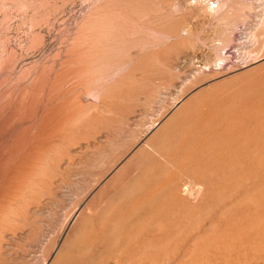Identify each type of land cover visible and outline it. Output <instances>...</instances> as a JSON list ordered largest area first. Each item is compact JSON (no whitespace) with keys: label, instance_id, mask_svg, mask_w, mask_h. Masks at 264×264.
I'll use <instances>...</instances> for the list:
<instances>
[{"label":"rangeland","instance_id":"rangeland-1","mask_svg":"<svg viewBox=\"0 0 264 264\" xmlns=\"http://www.w3.org/2000/svg\"><path fill=\"white\" fill-rule=\"evenodd\" d=\"M192 1L0 0V103L37 75L61 99L56 137L19 194L6 203L0 190V264H148L136 260L149 244L175 247L170 264H264V0L212 15ZM94 24L114 50L76 79ZM238 128L252 177L232 184L211 163ZM188 131L192 151L176 161L151 148L169 153Z\"/></svg>","mask_w":264,"mask_h":264},{"label":"bare ground","instance_id":"bare-ground-1","mask_svg":"<svg viewBox=\"0 0 264 264\" xmlns=\"http://www.w3.org/2000/svg\"><path fill=\"white\" fill-rule=\"evenodd\" d=\"M200 0H193V3H196ZM207 5L205 11L209 14L217 13L222 11L223 9L226 8L228 5V0H206ZM227 9V8H226ZM120 11V10H119ZM118 14V13H117ZM121 15V13H119ZM108 15V14H107ZM111 16V15H110ZM108 16V17H110ZM114 16V15H113ZM96 17V16H95ZM107 17V16H106ZM112 17V16H111ZM115 17V16H114ZM113 17V19H114ZM127 17V16H126ZM99 19V17H97ZM120 18V17H119ZM112 20V19H110ZM114 21V20H113ZM120 21V20H119ZM124 21V20H123ZM117 23V22H115ZM98 24V23H97ZM100 24V23H99ZM107 24V23H105ZM103 24L95 25L93 29L91 30V35L93 38V41L95 42L94 45L92 46L95 47L90 53L86 52H80L78 55L79 63H84L80 65V67L75 69V77L78 79L80 76L84 75L85 71L87 72V67L85 62H88V58L92 59L94 58L95 61H99L97 58H102V55L104 56L107 54L109 50H114L112 49L113 46L110 45L109 41L105 40L104 46L101 47L100 41L102 37H105L104 35L102 36L101 32L103 33L104 30H101L104 28L102 26ZM109 25V24H108ZM107 25V26H108ZM119 25V24H118ZM102 26V28H101ZM106 27V26H105ZM120 28V27H118ZM123 28V27H122ZM107 28L105 31L107 33ZM100 30V31H99ZM109 31V30H108ZM116 31V30H115ZM113 32V31H111ZM110 32V33H111ZM187 32L186 28L180 29L179 34H184ZM256 32V31H255ZM260 33V32H259ZM105 34V33H103ZM126 35V34H125ZM113 36V35H112ZM256 37V36H255ZM104 39V38H103ZM109 39V38H108ZM124 40V39H123ZM102 42V41H101ZM109 43V44H108ZM80 46V44L78 43ZM77 45V46H78ZM105 47V48H103ZM116 47V46H114ZM89 48V47H88ZM120 48V47H118ZM92 49V48H90ZM105 49V53H104ZM4 50V49H3ZM120 51V49H117ZM122 50V49H121ZM138 50V49H137ZM83 51V50H82ZM116 51V50H115ZM88 52V51H87ZM125 52V51H124ZM120 53V52H119ZM10 54V53H9ZM12 54V53H11ZM101 55V56H100ZM109 55V54H107ZM128 55V54H125ZM4 56V55H3ZM112 56V55H110ZM135 56V55H134ZM9 57V56H8ZM12 57V56H11ZM106 56H104L105 58ZM100 58V60H101ZM5 59V57H3ZM77 59V60H78ZM89 59V60H90ZM2 61V60H0ZM94 61V63H95ZM2 63V62H1ZM99 63V62H96ZM104 64V63H103ZM107 64V63H106ZM77 65V64H76ZM79 65V64H78ZM77 65V66H78ZM91 65V63H90ZM101 65V64H100ZM1 66V65H0ZM93 66V65H91ZM103 66V65H102ZM4 68V67H3ZM100 68V67H99ZM91 69V68H90ZM125 69V68H124ZM82 71V75H79ZM113 72V71H112ZM90 73V72H89ZM88 73V74H89ZM102 75V74H101ZM45 77H43L44 79ZM32 83L26 88H21L20 93L11 95L12 98L8 99H3V103H0V133H3L5 130H7V127L11 124L14 123L13 127L17 128V134L15 138L12 139L10 144L4 147H0V190L4 194V197L6 198V203H10L16 195L19 194V190H21L24 186V183L28 180L30 175L32 174L33 168H36L37 165L39 164L41 160V154L42 151L47 148V144L51 142L55 137L59 129V125L61 122V115H60V102L61 99H59L58 91H57V84L56 80H53L48 87L45 86L44 81H42L41 76L37 75V77H34L32 79ZM47 90L45 91V89ZM6 91V90H5ZM7 92V91H6ZM60 92V91H59ZM61 94V93H60ZM99 94V93H98ZM61 98V96H60ZM62 103V102H61ZM213 115V114H212ZM186 116V115H185ZM24 119H29L30 124L28 125H23V120ZM194 119V118H193ZM208 119V118H206ZM263 119V117H262ZM261 119V120H262ZM207 121V120H206ZM231 121V120H230ZM208 124V123H206ZM263 124V123H262ZM180 125V124H179ZM214 125V124H213ZM224 127V126H223ZM207 128V127H206ZM215 128V127H214ZM227 129V128H226ZM264 129V128H263ZM262 130V129H261ZM193 132L194 130L191 129ZM206 131V130H205ZM208 132V130H207ZM246 133V132H245ZM190 135L189 131L186 133H183L181 138H178L174 140L173 145L171 146V151H168L167 153L162 147H152L153 150H156L160 156H162L165 161H168V159L172 158L175 161L178 159V156L180 157L179 153L185 152L186 150L192 151L191 149H187L186 141L187 137ZM227 135L228 137H234V142L237 143V148L231 147L232 143H226L223 144V146H220L217 149V153L214 154L213 161H212V166L222 174L221 179L222 181H226L227 183H234L238 184L241 181H244L245 179H250L252 175L248 173V171H245L243 168V158L245 157V154H248L247 149L248 145H246V141H248L247 136L246 138H242V130L238 128L236 131H232ZM194 137V136H193ZM240 137V138H239ZM172 139V138H171ZM170 138L168 140H165V143L167 141L171 140ZM180 139V140H179ZM223 140V139H221ZM163 141V140H162ZM162 144V143H161ZM152 145V144H151ZM221 145V144H220ZM254 147V146H253ZM150 149V148H149ZM236 149V150H235ZM239 149V151H238ZM242 149V150H241ZM246 150V151H245ZM255 151V150H254ZM261 150H259L260 152ZM149 152V151H148ZM258 152V151H257ZM258 152V154H259ZM192 153V152H191ZM170 154V157L168 156ZM186 154V153H185ZM257 154V155H258ZM264 155V153H263ZM256 156V155H255ZM220 157H223L222 160H220ZM263 157V156H262ZM261 156H259V161L258 165L260 166V170H258L259 176H261L262 173V166L264 165L263 159ZM246 158V157H245ZM213 168V169H214ZM193 170V169H192ZM244 170V171H243ZM211 172V170H210ZM197 173V172H195ZM201 173V172H198ZM213 173V172H212ZM256 173V174H255ZM195 175V174H194ZM199 175V174H198ZM254 175L258 177L257 170L255 169ZM204 176V175H203ZM251 176V177H250ZM219 178V177H217ZM243 178H245L243 180ZM220 179V178H219ZM52 181V180H50ZM245 183V182H243ZM198 185V184H197ZM242 185V184H241ZM240 185V186H241ZM245 185V184H244ZM254 186V185H252ZM222 188V187H221ZM234 188V187H233ZM247 188V187H245ZM262 188V187H261ZM256 189V188H255ZM258 190V189H257ZM252 192V191H251ZM258 192V191H257ZM256 192V193H257ZM261 192V190L259 191ZM258 192V193H259ZM262 193V192H261ZM222 194V193H221ZM132 195V194H131ZM246 196V195H245ZM261 197V196H260ZM213 199V198H211ZM246 199V198H244ZM254 199V198H253ZM259 199V197H258ZM262 202V201H261ZM249 203V201H248ZM256 203V202H255ZM260 203V202H259ZM217 204V203H216ZM254 204V203H253ZM250 205V204H248ZM214 206V205H213ZM231 206V205H230ZM252 206V205H250ZM254 206V205H253ZM154 207V206H153ZM216 207V206H215ZM247 207V206H246ZM210 208V206H209ZM212 208V206H211ZM210 208V209H211ZM222 208V207H221ZM245 209V207H243ZM253 208V207H252ZM150 209V208H149ZM213 209V208H212ZM217 209V208H216ZM239 209V208H238ZM255 210V209H252ZM221 212V210H220ZM223 212V211H222ZM226 212V211H225ZM221 214V213H220ZM256 214V213H255ZM232 215V214H231ZM20 216V214H19ZM24 216V215H23ZM219 216V215H218ZM217 216V217H218ZM235 217V216H234ZM242 217V216H241ZM256 217V216H255ZM22 218V217H21ZM250 218V217H249ZM261 218V217H260ZM231 219V218H230ZM229 219V220H230ZM241 219V218H240ZM262 219V218H261ZM264 219V218H263ZM257 220V218H256ZM104 222V221H103ZM217 222V221H216ZM261 222V221H260ZM193 224V223H192ZM163 225V224H162ZM249 225V224H248ZM104 226V225H103ZM172 226V225H171ZM221 226V225H220ZM247 226V225H246ZM224 227V226H223ZM227 227V226H226ZM233 227V226H232ZM174 228V227H173ZM220 228V227H218ZM217 228V229H218ZM257 228V227H256ZM255 228V229H256ZM100 229V228H99ZM192 229V228H191ZM181 230V229H180ZM101 231V230H100ZM190 231V229H189ZM193 231V230H191ZM190 231V232H191ZM94 232V231H93ZM107 232V231H106ZM196 232V231H195ZM203 232V231H202ZM254 232V231H253ZM264 232V231H263ZM133 233V232H132ZM178 233V232H177ZM189 233V232H188ZM262 233V232H261ZM159 236L158 238L162 236H166V232L163 231L161 228L159 229L158 232ZM246 234V233H245ZM104 235V234H103ZM109 235V234H108ZM226 235V234H225ZM94 236H91L90 234L86 235L84 243L85 245H89L91 242L94 240ZM101 236V235H100ZM150 238L149 240H153L152 236H154V233H150ZM197 236V235H196ZM132 237V236H131ZM261 236H259L260 238ZM172 239V238H171ZM181 239V238H180ZM207 239V238H206ZM230 239V238H229ZM262 239V237H261ZM106 240V239H105ZM132 240V239H131ZM135 240V239H134ZM165 240V239H164ZM147 241V240H146ZM147 241V242H148ZM166 241V240H165ZM209 241V240H207ZM213 241V240H212ZM211 241V242H212ZM115 242V241H114ZM117 242V241H116ZM115 242V243H116ZM134 242V241H133ZM132 242V243H133ZM173 242V241H172ZM176 242V241H175ZM195 243V242H194ZM197 243V242H196ZM215 243V242H214ZM221 243V242H220ZM246 243V242H245ZM106 244V243H105ZM114 244V243H113ZM144 244V243H143ZM149 244V242H148ZM174 244V243H173ZM254 244V243H253ZM138 244L135 245V247ZM170 245V244H168ZM107 247V246H106ZM139 247V246H138ZM189 247V246H188ZM187 247V248H188ZM191 247V246H190ZM158 248V247H157ZM154 248L149 245H145L144 249L142 247V250L138 252V260L136 262H141V263H146L148 264H156V258H157V253L160 252L161 257H160V262L159 264H170L173 260L171 256V252L174 251V248L165 246L162 248ZM178 248V247H177ZM219 248V247H218ZM253 249V248H252ZM140 250V249H139ZM183 250V249H182ZM188 250V249H187ZM191 250V249H190ZM133 251V250H132ZM136 251V250H135ZM178 251V250H177ZM253 251V250H252ZM261 251V250H260ZM198 252V250H197ZM202 252V251H201ZM220 252V251H219ZM180 253V252H178ZM264 253V252H263ZM220 254V253H219ZM238 254V253H237ZM160 255H158L159 257ZM204 256V255H203ZM254 256V255H253ZM186 257V256H185ZM184 257V258H185ZM205 257V256H204ZM215 257V256H214ZM131 258V257H130ZM133 258V256H132ZM236 258V257H235ZM122 259V258H121ZM127 259V258H126ZM180 259V258H179ZM123 260V259H122ZM185 260V259H184ZM190 260V259H189ZM132 261V260H131ZM221 261V260H220ZM134 262V263H136ZM191 262V261H190ZM126 263V262H125ZM216 263V262H215ZM243 263V262H242ZM138 264V263H136ZM188 264V263H187Z\"/></svg>","mask_w":264,"mask_h":264}]
</instances>
